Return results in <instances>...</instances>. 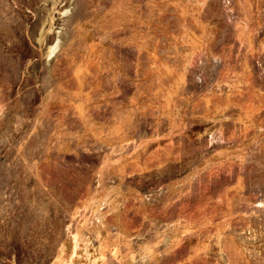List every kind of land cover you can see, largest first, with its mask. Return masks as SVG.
Returning a JSON list of instances; mask_svg holds the SVG:
<instances>
[{
	"label": "rangeland",
	"instance_id": "1",
	"mask_svg": "<svg viewBox=\"0 0 264 264\" xmlns=\"http://www.w3.org/2000/svg\"><path fill=\"white\" fill-rule=\"evenodd\" d=\"M0 264H264V0H0Z\"/></svg>",
	"mask_w": 264,
	"mask_h": 264
}]
</instances>
